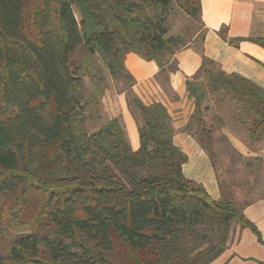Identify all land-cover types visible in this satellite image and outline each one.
<instances>
[{
    "label": "trees",
    "instance_id": "1",
    "mask_svg": "<svg viewBox=\"0 0 264 264\" xmlns=\"http://www.w3.org/2000/svg\"><path fill=\"white\" fill-rule=\"evenodd\" d=\"M183 1L200 21L201 0ZM170 4L0 0V238L9 227L28 228L0 264H210L228 248L233 223L264 245L246 207L221 187L212 198L185 176L188 156L174 143L167 108L131 90L129 53L155 61L165 80L178 70L175 39L166 37ZM245 40L264 48V37L229 39ZM105 72L129 83L141 121L137 150L120 116L96 131L84 128L86 110L108 89ZM186 90L195 110L185 129L200 116L210 159L214 128H205L201 107L211 95L223 91L251 114L252 141L264 136V88L250 79L204 57Z\"/></svg>",
    "mask_w": 264,
    "mask_h": 264
},
{
    "label": "crops",
    "instance_id": "2",
    "mask_svg": "<svg viewBox=\"0 0 264 264\" xmlns=\"http://www.w3.org/2000/svg\"><path fill=\"white\" fill-rule=\"evenodd\" d=\"M200 23L202 38L199 42L194 39L176 51L174 59L178 70L170 73L168 80L160 74L155 61L134 53L126 56L125 66L134 79L131 87L133 94L147 105L162 103L172 117L174 143L188 156V162L183 166L185 176L204 185L212 198L219 199L222 194L210 157L196 136L185 129L195 110L194 100L186 90V80L199 71L206 57L215 61L226 73L238 74L264 88V48L249 40L239 44L229 41L238 37H264V0H201ZM123 97H119L120 103L118 100L117 104L123 112L119 111L113 117H123L129 130L134 127L136 133L132 137L127 135V139L137 150L140 146L139 131L127 108L126 97ZM233 140L237 146L242 145V141L235 136ZM244 213L258 227L264 240V201L248 205ZM230 243L231 239L226 251L210 264H231L236 258L249 260L234 252ZM258 262L264 264V261Z\"/></svg>",
    "mask_w": 264,
    "mask_h": 264
},
{
    "label": "rangeland",
    "instance_id": "3",
    "mask_svg": "<svg viewBox=\"0 0 264 264\" xmlns=\"http://www.w3.org/2000/svg\"><path fill=\"white\" fill-rule=\"evenodd\" d=\"M183 0H171L165 16L171 25V29L166 37L175 39L173 48L175 51L186 47L192 40L197 42L203 36L202 25L200 21L189 16L183 9ZM74 11L78 19L80 15L74 6ZM107 87L103 96H99L100 104L91 106L86 110L85 129L93 132L107 123L111 117L121 112L119 108L120 98L126 97L127 108L136 120L137 110L130 103L132 93L129 90V83L122 78L113 79L107 72ZM200 82L207 80V75L201 74ZM87 84L89 80L86 79ZM119 100V103H118ZM201 117L204 120L206 129L214 128L210 137L212 145V159L219 187L223 190L228 198L240 208L244 209L250 204L264 201V136L262 139L252 141L250 138L249 128L252 124V116L248 112L238 111L236 104L230 96L223 91L217 95H211L202 104ZM123 112V111H122ZM199 115H196L191 122V132L199 140L200 144L207 146L201 127L197 123ZM127 135L134 136L136 130H129L121 118ZM141 121H136V129L140 128ZM233 136L242 141L241 146H237ZM128 143L132 148V142ZM133 150L135 148H132ZM222 192V191H221ZM31 200V199H30ZM8 206L5 207L7 209ZM7 214V211H6ZM21 225L24 223H20ZM25 226L9 227L2 238H0V254L7 255L13 241L24 231ZM233 232V235H232ZM233 251L249 260L236 258L231 264H261L264 261V245L257 241L256 235L248 228L241 229L236 223L232 224L230 238ZM225 262V261H224Z\"/></svg>",
    "mask_w": 264,
    "mask_h": 264
}]
</instances>
